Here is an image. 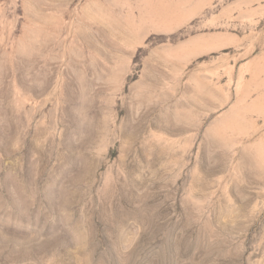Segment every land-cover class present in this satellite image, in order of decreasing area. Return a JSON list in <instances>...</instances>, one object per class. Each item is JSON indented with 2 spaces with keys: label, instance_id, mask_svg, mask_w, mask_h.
<instances>
[{
  "label": "rangeland",
  "instance_id": "rangeland-1",
  "mask_svg": "<svg viewBox=\"0 0 264 264\" xmlns=\"http://www.w3.org/2000/svg\"><path fill=\"white\" fill-rule=\"evenodd\" d=\"M0 264H264V0H0Z\"/></svg>",
  "mask_w": 264,
  "mask_h": 264
}]
</instances>
